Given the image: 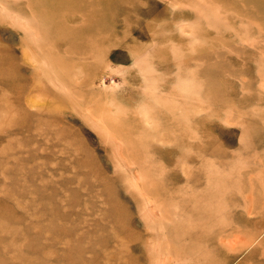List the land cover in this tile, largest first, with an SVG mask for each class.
Masks as SVG:
<instances>
[{
	"label": "rangeland",
	"instance_id": "obj_1",
	"mask_svg": "<svg viewBox=\"0 0 264 264\" xmlns=\"http://www.w3.org/2000/svg\"><path fill=\"white\" fill-rule=\"evenodd\" d=\"M164 263L264 264V0H0V264Z\"/></svg>",
	"mask_w": 264,
	"mask_h": 264
},
{
	"label": "bare ground",
	"instance_id": "obj_2",
	"mask_svg": "<svg viewBox=\"0 0 264 264\" xmlns=\"http://www.w3.org/2000/svg\"><path fill=\"white\" fill-rule=\"evenodd\" d=\"M8 16H9V14H8ZM16 18V17H15ZM11 19V18H10ZM17 20V19H16ZM36 35V34H35ZM24 52V51H23ZM117 77V76H116ZM149 89V88H148ZM90 108V107H89ZM89 112V111H88ZM93 116V115H92ZM91 116V117H92ZM94 118V117H93ZM226 120H227V118H226ZM225 120V121H226ZM119 153H120V151H119ZM139 177H140V175H139ZM141 178V177H140ZM137 180H138V178H137ZM137 185V184H136ZM142 194V193H141ZM148 198V197H147ZM155 201V200H154ZM149 202V201H148ZM155 203V202H154ZM152 204H153V202H152ZM145 205V204H144ZM146 209V208H145ZM149 209V208H148ZM146 211V210H145ZM155 211H157V210H155ZM161 213V212H160ZM154 214V213H153ZM158 214V213H157ZM161 215V214H160ZM147 216V215H146ZM153 218V217H152ZM159 228H160V226H159ZM159 230V229H158ZM154 231V230H153ZM160 231V230H159ZM163 232V231H162ZM235 237V236H234ZM232 238V237H231ZM225 239V238H224ZM151 240V239H150ZM159 240V239H158ZM158 240H157V242H158ZM226 241V240H225ZM152 246H155V245H153L152 244ZM159 247V246H158ZM155 251V250H154ZM157 251V250H156ZM161 256H163V255H161ZM167 257V256H166ZM159 259V258H158ZM157 259V260H158ZM169 259V258H168ZM162 260V259H161ZM161 260H158V261H161ZM156 261V260H155ZM165 261V260H164ZM156 263V262H155ZM159 263V262H158ZM165 264V263H164Z\"/></svg>",
	"mask_w": 264,
	"mask_h": 264
}]
</instances>
